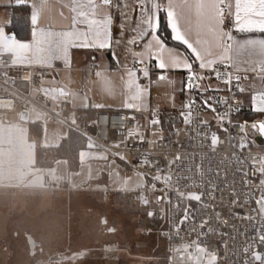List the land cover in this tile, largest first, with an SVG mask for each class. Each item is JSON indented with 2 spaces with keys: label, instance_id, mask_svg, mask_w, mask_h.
Listing matches in <instances>:
<instances>
[{
  "label": "snow or ice",
  "instance_id": "obj_1",
  "mask_svg": "<svg viewBox=\"0 0 264 264\" xmlns=\"http://www.w3.org/2000/svg\"><path fill=\"white\" fill-rule=\"evenodd\" d=\"M18 3L23 0H17ZM114 0H71L69 5L72 13V22L66 31H53L44 29L39 26V13L34 11L31 16L33 25L32 39L29 42H22L5 34L4 28L0 27V74L5 78V82L11 79L9 72L5 69L14 67H23L25 70L33 67L53 68L54 61H62L65 67H70V50L73 48H84L99 50H109L114 44L118 45L121 40H113L112 24L113 17L110 12H101L102 8H112ZM35 7V6H34ZM124 8H129L125 3ZM133 13L140 16L139 22L132 29L133 35L128 38L127 45H139L145 37L150 36L151 39L142 45V50L133 52L130 48H126L128 55L132 57V67L120 62L118 54H113L114 61L118 63L124 71L121 80L123 81V94L126 96L124 107L135 108L140 110L144 103V98L148 92L146 86L139 83L140 76L149 77V68L145 66L149 61L155 60V67L161 70L159 81H167L169 84L174 83L166 73L169 71L183 70L187 72V83L185 88L188 90L194 88H202L201 81L207 79L204 75L198 74L194 70V66H198L200 70H206L214 75L217 80L223 78V83L232 85L238 92H246V89L240 84L241 80H249L247 73H258L255 78L264 82V38H249L238 40L233 36L232 31L224 27L225 21L232 18V23L236 31L241 33L259 32L264 33V0H134V4L130 9ZM165 12L167 15L168 26L171 29V38L183 44L190 52L191 56L185 55L176 49L169 48L165 41L157 34L159 28V14ZM124 18L129 19L128 13L125 12ZM124 25H121V33H123ZM247 53L250 57L257 56L259 59L254 62L251 60H242V53ZM95 62V57L93 58ZM136 65L142 67L137 68ZM243 65V66H242ZM243 72L245 75L241 76ZM94 75L99 78L104 90L112 94L114 88L111 80L107 78L104 71H95ZM126 77V79H125ZM23 79L31 81V74L25 75ZM55 78H53L54 80ZM195 80L197 83H193ZM204 91H218V89L203 88ZM231 91V88H229ZM37 95L41 96L46 102L43 109L37 110L32 107L29 110L21 111L15 122L0 117V187H24L31 189H47L50 186H59L60 182H71L65 180L64 176L59 174L56 168H43L38 166L36 156L37 144L30 136V126L38 123L45 125L49 119L59 118L62 107L72 103L75 95H83L85 101L88 97L85 93H73L65 87H45L43 76L40 77V86L35 89ZM213 97H208L203 104L216 111L215 107L209 103ZM235 99V97H233ZM253 110L264 113V90L254 91L251 96ZM228 104L227 99L223 101ZM195 104L194 100H189L183 105L187 112H181L185 125L191 126L194 121L197 128L206 127L207 121L194 117L192 111ZM83 107H89L88 102L82 104ZM96 108H102L103 105H92ZM238 110V109H237ZM227 117V112L221 114V129L223 122ZM231 121H229L230 123ZM71 123L76 124L73 118ZM153 125L159 124V120H152ZM253 132L260 136H264V121L251 124ZM241 130L246 138L248 133ZM178 131V130H177ZM199 135V132H198ZM66 138V137H64ZM162 138V137H161ZM141 139H143L141 137ZM204 139L209 140L211 150L215 152L220 141L219 136L215 132L204 133ZM47 141L41 147H51ZM59 147V145H55ZM248 143H240L238 147L243 151L248 148ZM100 147L94 145L91 140L87 144L88 149ZM119 147V145H116ZM109 153H101L99 155L91 152L80 151L79 159L81 165L84 164L85 158L98 159L105 161V167L109 169L110 165H114V160H109ZM120 160L125 157L116 153ZM179 155L175 160H179ZM174 161L169 162V167ZM59 163H67V161H56ZM142 163L151 165V161L147 159ZM244 161H241L243 164ZM253 172L241 168L243 184L253 199L256 207L250 213H236V218L257 222V235L251 242L242 247L244 257L243 264H264V251L259 250L260 246H264V157H253ZM198 176L202 177L204 171L201 165H196ZM210 171V170H209ZM79 173H77L78 175ZM118 174V173H117ZM140 181L136 184L137 189L146 187L145 180L148 178L145 173H138ZM219 175V173H217ZM259 176L258 180L249 178L250 176ZM91 178V177H90ZM154 182H163L165 187L161 189L164 195L155 198L157 203H166L171 208L172 194L176 196L175 207L181 208L184 201L201 202L204 196L210 199H216L214 193L217 186L214 181L209 179L205 183L209 186L206 192L182 191L183 187L177 177V183L173 184L172 175L156 174L151 176ZM225 184L220 187L226 186ZM120 183L127 186L131 183L130 179H123ZM253 185H256L253 188ZM201 185H197L200 187ZM151 190H156V183L150 185ZM233 205L240 204L241 207L247 206L248 200L244 199L240 203V195L235 189L230 193ZM144 205H148L150 200L146 196H141ZM207 207L215 211L212 205ZM222 210V209H221ZM163 211V210H162ZM154 213L149 211L148 216ZM191 218L189 207H183V214L177 220L175 232L179 238L180 228ZM217 221H221L219 213H217ZM211 223L210 218L203 219L198 225L200 231L197 233V226L191 228V233H197V238L190 242L183 243L175 249L178 254L179 264H217L218 255L213 252L201 239L207 233H213L216 229L207 228V232L203 231L206 225ZM114 231V229H110ZM256 245V247H254Z\"/></svg>",
  "mask_w": 264,
  "mask_h": 264
},
{
  "label": "built area",
  "instance_id": "obj_2",
  "mask_svg": "<svg viewBox=\"0 0 264 264\" xmlns=\"http://www.w3.org/2000/svg\"><path fill=\"white\" fill-rule=\"evenodd\" d=\"M228 30L232 31L233 36L237 34L232 25L228 27ZM145 66L149 68V71H155L151 64L147 63ZM136 67L142 66L136 65ZM89 69L92 77L95 78L94 73L98 71L97 67L92 64ZM194 70L198 74L208 77L205 80H212L219 86L213 103L215 112L199 100L193 99L195 101L192 109L194 117L203 120V115L209 116L206 120L208 122L206 127L198 129L194 121L191 126L184 124L165 128L161 122V114L157 110L151 112L147 125L134 113L115 110H99L89 119H79L67 104L62 107L59 118L53 119L64 124L70 131L85 137L88 143L91 140L94 145H99V148L105 149L113 155L116 153L123 155L125 160L121 161L130 170L145 173L150 185L156 183V190L149 188L136 191L135 195L138 198L164 195V192L161 191L165 187L164 183L162 181L154 182L151 179V176L158 173L161 175L170 173L173 177V184L177 183L178 176L181 177L179 183L190 186L181 189L185 192H206L209 186L205 182L209 179L213 180L217 186V191L214 193L216 199H210L206 195L199 203L184 201L181 208L177 209L175 207L176 196L173 193L171 208L168 204L161 202L163 214L160 217L158 232L165 240L167 264H179L175 249L183 243L197 238V233L202 231L198 225L205 218H210L211 223L206 225L203 231L207 232L209 227L216 231L207 233L201 239L218 255L217 264H243L242 247L257 235L258 225L255 220L247 221L236 218V213H250L256 207L248 189L242 182L244 177L239 169L243 168L251 173L254 171L253 157H264V140L262 143H258L259 135L253 132L250 127L252 123L264 121V116L252 120L238 119L237 114L239 106L244 100V92L236 90L235 81L233 80L232 85H226L223 83V78L217 80L208 71ZM5 71L9 72L11 79L5 82V78L0 74V116L15 122L19 113L29 107L44 108L46 102L36 94L35 89L40 86L41 76H43V80L51 78L52 74L47 69L33 67L25 70L23 67H14L5 69ZM28 74H31V81L23 79ZM187 75L186 72V80ZM240 75L243 76L245 73L241 72ZM247 75L251 80L252 77L259 74L247 73ZM249 80H241L240 84L245 87V83ZM192 82L197 83L195 80ZM139 83L142 86L145 85L144 77L140 76ZM225 99L228 104L223 102ZM225 112H227V117L223 122V128H226L227 131L221 129L219 119V116ZM73 118L76 120L74 125L71 123ZM154 119L159 120V124L153 125L151 121ZM217 119H219V123ZM229 121L231 122L229 123ZM242 125L244 131L248 133L246 138L241 130ZM206 132H215L220 138L215 152L211 150L209 140L204 139ZM244 142H247L249 146L242 151L238 145ZM177 155L180 157L179 160H175ZM146 159L151 161L150 166L142 163ZM242 160L243 164H241ZM170 161H174L171 168L169 167ZM196 165L202 166L204 171L202 177L198 176ZM225 176L227 178L226 186L221 188L220 186L225 184ZM249 178L258 180L259 176H250ZM197 185L201 186L197 187ZM255 187L256 185H253V188ZM64 188H66V183L62 181L59 186H50L45 190H63ZM233 189L240 195V203L244 199L248 200L247 206L241 207L239 203L236 205L230 203L232 200L230 193ZM71 190L90 192L93 190L92 183L85 182L80 187ZM109 196L110 194L106 192L105 198ZM207 205H212L215 211L210 210ZM189 206L191 218L180 228L178 238L175 232L177 220L183 214V207ZM217 213H219L222 222L217 221ZM193 226H197V233H191ZM259 250L264 251V246H260Z\"/></svg>",
  "mask_w": 264,
  "mask_h": 264
},
{
  "label": "rangeland",
  "instance_id": "obj_3",
  "mask_svg": "<svg viewBox=\"0 0 264 264\" xmlns=\"http://www.w3.org/2000/svg\"><path fill=\"white\" fill-rule=\"evenodd\" d=\"M166 75L174 83L169 84L167 81H159L158 76L148 80L145 78V85L148 88L149 96L144 98L141 109L162 112L177 108L180 109L179 113L185 111L183 105L186 101L192 100V89L188 90L185 88L186 83L183 81L181 75L177 76L173 73H166ZM211 87L217 89L219 86L212 84ZM208 118V115H203L204 121ZM49 120L55 122L53 124L57 126L53 127V130H48L46 136L47 143L53 146L67 134L69 129L54 119ZM217 122L219 123V119H217ZM86 152L96 155L107 153L95 147L86 150ZM109 160L115 161L114 165L109 166L111 175L109 169L105 167V161L86 157L84 164L81 165V176L93 183V189H100V194L94 192L87 196H91L97 200L101 208L95 209L94 207L91 209L89 207L85 209L84 207L83 209L81 206L86 205V202L82 196L76 195L73 197L75 198L73 201H68V204L62 209L65 214L63 218L66 217V221H61L63 223L62 234L64 235V246L62 247H49L46 239L48 232L44 229L32 228L25 223L33 215L41 214L43 211L51 208L48 205L51 200L47 196L53 195V192L40 193L39 196H34L31 200H27V193L21 194L19 201L25 203V206L21 204V207L17 206V203L12 204L8 197H6L7 195L3 196L0 193V264H36L38 261L45 264L49 255L51 256L56 253V250L64 249L65 246L86 247L87 242H84L81 238L79 230L80 228L85 229L83 226L89 220L93 221L91 228H94L95 234L100 233L99 228L100 226L103 227L102 223L104 222L107 223L106 227H104L106 233L110 229H115V232L110 237V241L92 246H100V255L97 252L91 255L95 259L92 264H157L156 258L164 253V247L157 248L154 245L153 251H151L152 249H149L151 248L149 246V238L146 237L148 234L145 231L149 230L147 214L150 208L155 205L154 208L161 217L163 214V204L156 202V195H151L148 198L150 203L144 205L141 198L135 195V192L138 190H148L150 188V181L146 179L144 181L146 187L137 189L136 184L140 181L138 173L130 170L124 163H121L117 156L112 158L109 156ZM55 168L66 179L67 171L65 166L58 165ZM123 179H130L131 183L124 186L120 183ZM106 192L110 194L107 199L104 198ZM92 203L95 204L93 201ZM82 210H92V215L83 220V226L79 218L81 214L78 217L76 215V212ZM49 216L46 214L44 217L49 218ZM96 227L98 230H96ZM76 228L78 229L77 232H75ZM159 229L160 226L156 232L158 235ZM26 234L33 235L40 246H37L36 249H39L35 256L30 255ZM151 244L153 243L151 242ZM160 246L164 245L160 243Z\"/></svg>",
  "mask_w": 264,
  "mask_h": 264
},
{
  "label": "crops",
  "instance_id": "obj_4",
  "mask_svg": "<svg viewBox=\"0 0 264 264\" xmlns=\"http://www.w3.org/2000/svg\"><path fill=\"white\" fill-rule=\"evenodd\" d=\"M127 3L129 5V8H124L123 5ZM30 5L31 12H30V22H31V16L34 11L39 13V26L44 29H49L53 31H66L69 29V26L72 22V13L70 11L69 5L71 4V0H23V2L18 3L17 0H0V27L4 28L5 34L9 36H15L12 32L8 30V26L10 25L12 21V13H13V7L19 6V5ZM134 4V0H114V6L112 8H102L101 12H110L113 17V24H112V36L113 40H121V43L114 46L109 50H93V49H84V48H73L70 50V67H65L62 61H54L53 62V68H45L47 69L51 74V78L44 80V86L45 87H56V86H62L65 87L67 90L73 92V93H85L88 97V100L85 101L83 95H75L73 97L72 103H69V105L73 111V113L76 115L79 110H90L97 112L99 110H115V111H123V112H131L140 117V119L143 121L144 124H149V116L152 112V110L149 111L145 109L137 110L135 108H125L124 102L126 99V96L123 94V81L121 80L122 75H124V71L121 69L120 65L114 61L113 54H118L120 57V62L125 63L128 65V67H132V57L128 55L126 48H130L133 52H139L142 50V45L146 43L148 40L151 39L150 36H147L144 38L143 41L139 45H127L126 41L128 38L135 35L133 33L132 29L136 26V24L140 20V16L138 13H133L130 9ZM35 6V7H34ZM127 12L129 19L126 21L124 18V13ZM160 17L161 13L159 14V25H160ZM167 17V15H166ZM168 23V21H167ZM121 25H124L123 33H121ZM233 25L232 18H229L225 21L224 27L228 29V27ZM159 29V28H158ZM32 30L33 25L31 22V29H30V37L27 40H21L18 39L16 36L15 38L22 42H29L32 39ZM171 31V29H170ZM237 34L234 36L238 40H244L249 38H264V33L259 32H252V33H241L236 31ZM157 34L158 30H157ZM160 36V35H159ZM177 42V41H176ZM179 43V42H178ZM181 44V43H180ZM169 48L176 49L177 51L191 56L190 52L186 49L184 46V49L174 47L171 45L166 44ZM95 57V62L93 61V58ZM242 60H251L255 61L259 59L257 56H249L246 52L242 53L241 55ZM152 66H154L155 71L151 72L149 71V77L148 79L156 78L161 74V70L157 69L155 67V60H151L148 62ZM94 64L98 71H104L105 75L109 80L112 82V86L114 88V91L112 94H109L107 91L104 90V87L102 86L99 78L92 77V74L90 72V65ZM243 66V65H242ZM194 69H198V66H194ZM200 71H206V70H200ZM173 73L175 75H181L183 78V81L187 83L186 80V71L183 70H176V71H169L167 74ZM53 78H55L53 80ZM126 79V77H125ZM145 79V78H144ZM146 82V80H145ZM146 86V85H145ZM245 88L249 89L248 91L244 92V100L241 102L239 109L241 107H245L247 110H249L252 114L255 115V118H259L264 116V113H259L253 110V104L251 100V96L254 93V91L258 90H264V83L261 82L259 79L252 77L251 80L245 83ZM152 92V91H151ZM183 94V93H182ZM149 96L148 92L145 95V98ZM193 100V99H192ZM84 102L89 103V107L85 108L82 106ZM188 101H186L187 103ZM100 104L103 105L102 108H96L92 105ZM32 107H29L27 110L31 109ZM37 110H40L37 108ZM161 112V111H160ZM164 111H162L160 114H162ZM172 114H177L176 120L182 124L183 118L181 116L180 109H171L168 111ZM177 112V113H176ZM184 112H187V109H185ZM4 118L3 116H0ZM254 118V119H255ZM53 119V118H52ZM55 120V119H54ZM58 121V120H55ZM59 122V121H58ZM55 122H51V120H48L46 123V131H45V125L43 123H39L44 130L43 137L40 140V144L42 145L45 140L48 133V130H53ZM61 123V122H60ZM177 124V123H176ZM69 132V131H68ZM67 134L64 136L66 137ZM31 139L34 140L38 146L39 141L35 139L34 136H32L30 131ZM64 137L61 138V140L57 143L58 145L62 142ZM56 144V145H57ZM55 146V145H53ZM97 148V147H95ZM98 149L105 151L109 153L110 157H115L112 153L109 151L99 148ZM88 150V149H86ZM84 150V151H86ZM37 151V150H36ZM58 165H64L67 171V176L65 180H70L71 182H65L66 188L63 190H45V189H31V188H24V187H0V193L3 194V196H6L10 198L12 196L17 206L21 207V204L25 206V203H21L19 201V196L21 194L27 193V200H31L34 196H39L40 193L51 191L53 192V195H48V199L51 200L50 209L43 211L41 214L33 215L29 218V220H26L25 223L32 228H39L46 230L47 233V244L54 246V247H62L64 246V235L62 234V222L66 219L63 218V215H65L62 211L64 206H66L69 202L73 201V197L82 196L85 198L86 205L81 206L83 209L91 208L93 209H99L100 204L97 202V200L93 199L91 196H87L88 194H92L96 192V194H100V189H93L90 192H78L74 189L75 187H80L85 182H91L90 180L86 179L85 177L81 176L80 167L77 171L71 172L68 169L67 163H59L55 164L54 166L50 168H55ZM47 169V168H46ZM77 173H79L77 175ZM92 183V182H91ZM70 188V190H69ZM93 188V183H92ZM25 197V196H24ZM91 197V198H90ZM105 198V195H104ZM87 199V200H86ZM107 199V198H105ZM95 202L94 203H92ZM92 211V210H91ZM90 210H82L80 212H76V215L81 219V223L83 226V220L87 219L88 216L92 215V212ZM25 212V211H24ZM89 212V213H87ZM47 215H50L49 218L44 217ZM74 214V213H73ZM36 216V217H35ZM73 218V217H72ZM47 219V220H46ZM66 221V220H65ZM73 221V220H72ZM93 221L89 220L87 221V224L83 227L85 229L80 228L79 235L81 238L86 241L87 246H94L98 245L99 243L110 241V237L115 232L114 231H108V233L105 232L104 227H106L107 223H102V226H100L98 234H95L94 228H91L93 225ZM65 225V222H64ZM90 226V227H89ZM148 228V227H147ZM96 230L98 228L96 227ZM78 229H75V232H77ZM148 235L146 236L149 238V248L151 251H153L154 245L158 247H164V250L166 249L165 240L161 238L156 232L157 230L153 229V227L149 226V230L145 231ZM73 233V232H72ZM78 234V233H77ZM100 234V236H98ZM151 242L153 244H151ZM160 243L164 246H160Z\"/></svg>",
  "mask_w": 264,
  "mask_h": 264
},
{
  "label": "trees",
  "instance_id": "obj_5",
  "mask_svg": "<svg viewBox=\"0 0 264 264\" xmlns=\"http://www.w3.org/2000/svg\"><path fill=\"white\" fill-rule=\"evenodd\" d=\"M30 12L31 8L30 5H19L13 7L12 13V21L8 26V30L12 32L18 39L27 40L30 37V29H31V22H30ZM158 33L160 37L165 41L166 44L184 49V46L171 38V31L167 23V17L165 12H161L160 17V25L158 29ZM202 88H194L192 89L193 98L199 100L202 104L205 99L208 97H213V99L209 100V103L213 105L215 95L218 91H204V87H208L210 89H215L211 87L212 84H216L212 80H203L201 81ZM218 85V84H216ZM219 90V87L217 88ZM96 112L90 110H79L76 113V116L79 119H89L91 118ZM177 113V112H176ZM177 114L169 113L168 111H164L161 114V122L163 127L170 128L175 126L184 125L176 120ZM237 118L240 120H252L255 118V115L252 114L249 110L245 107H241L237 114ZM177 123V124H176ZM30 131L32 136L39 141L36 151V156L38 160V166L43 168H50L56 164V161H67L68 169L71 172H75L80 167V159L79 153L80 151H84L87 148V140L85 137L80 135L77 132L70 131L66 138L62 140L59 144V147L51 146V147H41L40 140L43 137V127L38 123L35 125L30 126ZM121 163H123L120 160ZM12 204H15L16 201L12 196L8 198ZM153 205L150 208V211L154 213L153 216L149 217L148 214V226L153 227V229L157 230L160 226V216L158 215L157 210L154 208ZM160 236V235H159ZM161 237V236H160ZM27 242L30 249V255L34 256L31 252V245L29 240L31 239L36 246L40 247L38 242L35 240L34 236L31 234H26ZM162 238V237H161ZM49 247H53L47 244ZM100 245V243L98 244ZM37 248V247H36ZM57 248V247H56ZM39 249V248H38ZM38 249H36V254L38 253ZM62 249V248H61ZM57 252L48 256L47 262L45 264H92L95 261L94 257L91 255L94 252H97L100 255V246L92 247H66L62 250H56ZM56 256H66V261L57 262L54 260ZM100 257V256H98ZM97 257V258H98ZM97 260V259H96ZM157 264H167V253L166 249L164 253L160 255V257L156 258ZM41 262V261H40ZM41 264H44L41 262Z\"/></svg>",
  "mask_w": 264,
  "mask_h": 264
},
{
  "label": "flooded vegetation",
  "instance_id": "obj_6",
  "mask_svg": "<svg viewBox=\"0 0 264 264\" xmlns=\"http://www.w3.org/2000/svg\"><path fill=\"white\" fill-rule=\"evenodd\" d=\"M32 244H33V248L31 247V252L34 254V256L36 255V244L34 243V242H32ZM66 259H67V257L66 256H56L55 258H54V260H56L57 262H62V261H66ZM36 264H41V262L40 261H38Z\"/></svg>",
  "mask_w": 264,
  "mask_h": 264
},
{
  "label": "water",
  "instance_id": "obj_7",
  "mask_svg": "<svg viewBox=\"0 0 264 264\" xmlns=\"http://www.w3.org/2000/svg\"><path fill=\"white\" fill-rule=\"evenodd\" d=\"M263 140H264V136H260V135H259V137L257 138V142H258V143H262ZM32 242H33V241L30 239V240H29V243H30L31 247L33 248V244H32Z\"/></svg>",
  "mask_w": 264,
  "mask_h": 264
}]
</instances>
